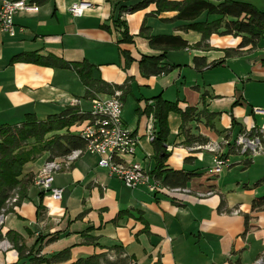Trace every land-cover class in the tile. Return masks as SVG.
<instances>
[{"label":"crops","instance_id":"obj_1","mask_svg":"<svg viewBox=\"0 0 264 264\" xmlns=\"http://www.w3.org/2000/svg\"><path fill=\"white\" fill-rule=\"evenodd\" d=\"M26 1L38 9L14 14L15 35L0 30V125L19 124L29 113L44 120L67 105L78 106L80 112H89L91 106L73 70L12 61L15 55L35 52L70 62L86 60L94 65V77L120 86L116 89L121 91L123 124L138 136L136 153L125 159L139 162L160 187L152 192L146 185L124 186L97 166L94 153L86 152L70 163L56 157L62 165L51 186L62 189L60 198L34 181L27 186L26 197L6 211L1 238L13 245L0 248V264L20 262L16 243L46 257L69 248L73 262L119 247L129 258L126 264L253 263L264 252V207L252 206L254 198L264 195V171L256 169L254 178L239 176L253 169L259 156L239 153L231 142L252 125L264 128V114L253 111L264 108V39L254 47H239L241 36L232 34L211 33L201 41L198 31L180 28L183 22L174 19L175 11L153 14L155 6L150 4L120 12L119 4L130 0H85L90 5L78 17L68 8L83 0ZM242 1L264 11V0ZM115 18L124 25H114ZM142 26L152 35H177L187 46L165 52L161 46L152 47L140 33ZM124 27L131 42L121 41ZM226 49L235 52L226 54ZM163 53L160 64L170 69L143 75L140 56ZM112 93L95 96L108 98ZM156 96L176 103L180 110L190 106L215 114L211 126L200 116L181 132L180 114L168 113L169 154L157 177L152 173L156 161L148 136L154 119L144 111ZM88 119L68 127L69 132L79 133ZM185 133L220 144L227 165L211 172L214 154L188 141ZM47 155L26 163L25 171L35 177ZM172 170L192 174L183 186L188 193L166 192L163 181ZM207 191L211 194L201 195Z\"/></svg>","mask_w":264,"mask_h":264},{"label":"trees","instance_id":"obj_2","mask_svg":"<svg viewBox=\"0 0 264 264\" xmlns=\"http://www.w3.org/2000/svg\"><path fill=\"white\" fill-rule=\"evenodd\" d=\"M43 1V0H41ZM132 3L119 4V11L133 12L143 9L150 4L155 6L153 14L165 11H175L174 19L181 20L182 30H195L201 33V41L211 33L232 34L241 36L239 47L250 45L254 47L260 39H264V11L253 4L242 0H130ZM204 14V19L199 20ZM114 25L121 27L119 18L113 20ZM107 28L106 25L103 26ZM140 33L148 39L152 47H162L164 52L168 49L184 48L187 41L177 35H152L146 27H141ZM121 41L131 42L126 27L121 33ZM200 45V44H199ZM226 54H232L234 49H226ZM126 61L130 56L124 52ZM163 54L156 56L141 55L138 60L143 75H156L164 73L170 66L160 64ZM12 61L32 62L50 67L68 68L73 70L85 86L84 97L91 99L97 93H112L114 88L120 86L109 84L100 78L94 77V65L86 60L70 62L54 55L41 56L35 52H21L12 58ZM146 114L154 119L153 139L154 159L156 167L152 173L155 177L161 173L164 161L168 156L166 137L168 135L167 115L170 111L178 112L181 116V132L185 131V124L191 120L204 118L205 124L211 126V118L215 114L205 109L186 107L180 110L176 103L156 96L153 103L145 106ZM89 117V112H80L78 106H68L57 114L48 115L46 119L39 120L34 114H26L19 124L0 125V211L5 207L9 198L17 195L14 205L26 197V188L33 183L34 175L25 171L26 163L35 161L42 153L47 152V159L62 157L71 150L85 146V139L79 133L69 132L68 127ZM60 133L61 131H63ZM186 134V139L195 141L198 145L205 142L204 138ZM164 183L169 187H183L191 173L170 171ZM169 176L173 179L167 181ZM253 207H264V195L254 198ZM11 207V206H10ZM51 236L49 240H53ZM18 251L20 262L14 264H126L129 258L123 254L119 247L107 248V251L94 253L70 260L69 248L59 250L49 257L26 255L22 246L14 245ZM114 250V252H110Z\"/></svg>","mask_w":264,"mask_h":264},{"label":"built area","instance_id":"obj_3","mask_svg":"<svg viewBox=\"0 0 264 264\" xmlns=\"http://www.w3.org/2000/svg\"><path fill=\"white\" fill-rule=\"evenodd\" d=\"M89 2L83 0L71 4L68 11L72 16H81L84 9L89 6ZM38 6L29 3L26 0H1L0 3V30L8 36H14L16 28L14 24V14L19 10L36 11ZM121 91L115 89L108 98L94 96L90 99L91 108L89 110V119L79 129V135L86 141L85 146L71 150L63 156V162L70 163L86 152L97 155V166L105 168L110 176L119 179L122 184L128 188H136L140 185H146L152 192L160 186L156 179H153L151 173L146 171L137 161L127 160L125 156L132 157L138 147V136L133 130L124 126L122 121V101ZM255 113L264 114V108H254ZM149 139H153V130L151 129ZM232 148L237 152L254 156L264 155V128H258L254 125L241 131L231 142ZM197 147L208 150L214 154L213 166L211 172L218 173L221 168L227 165L228 160L223 157L222 148L216 142H206ZM62 162L53 158L47 159L41 165L40 172L35 184L43 191H47L53 198H60L61 188L52 187V173L61 168ZM164 189L170 194L188 193L190 190L186 187H169ZM211 191L205 194L209 195ZM17 195L9 198L5 202V207L0 211V225L5 218V211L9 206H15ZM234 212H237L236 210ZM1 227V226H0ZM1 248H7L9 243L3 240L0 243ZM251 264H264V252Z\"/></svg>","mask_w":264,"mask_h":264},{"label":"rangeland","instance_id":"obj_4","mask_svg":"<svg viewBox=\"0 0 264 264\" xmlns=\"http://www.w3.org/2000/svg\"><path fill=\"white\" fill-rule=\"evenodd\" d=\"M248 1H250V0H248ZM121 2V1H120ZM99 97H101V98H106L107 96H105L104 94H100V96ZM90 104H91V101H90ZM90 108H91V106H90ZM90 110V109H89ZM235 156H243L242 154H237V155H235ZM255 156H259V157H257L256 158V161H255V165L253 166V169H248V170H246V171H244L243 173H241V175H239V176H248V178H254L256 175H258V174H256V169H259L260 170V172L261 171H264V155H262V154H258V155H255ZM80 157V156H79ZM53 159V158H52ZM55 159H56V157H55ZM77 159V158H76ZM45 160H47V158L45 159ZM44 160V161H45ZM57 160H59V159H57ZM75 160V159H74ZM43 161V162H44ZM59 161H62V159L61 160H59ZM73 161V160H72ZM71 161V162H72ZM42 165H43V163H42ZM41 168V167H40ZM237 169V168H236ZM39 172H40V169H39V171H38V173L35 175V177H34V180L36 179V177L38 176V174H39ZM55 172H53L52 173V176H53V174H54ZM33 180V181H34ZM38 186V185H37ZM12 208V206L10 207H8L7 208V210L6 211H9L10 209ZM6 211H5V215H6ZM4 220H5V218H4ZM3 223H4V221H3ZM3 223H2V225H0L1 227H0V243L3 241L2 240V236H1V228H2V226H3ZM6 241V240H5ZM10 245H13L12 244V242L10 241ZM10 246H8L7 248H9ZM0 248H1V246H0ZM35 255V256H40V254H39V250L38 249H35L34 247L33 248H29L27 251H26V255Z\"/></svg>","mask_w":264,"mask_h":264}]
</instances>
